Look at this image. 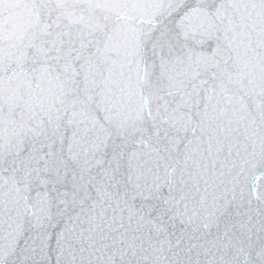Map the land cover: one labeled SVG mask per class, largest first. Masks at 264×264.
Wrapping results in <instances>:
<instances>
[{"label":"water","instance_id":"obj_1","mask_svg":"<svg viewBox=\"0 0 264 264\" xmlns=\"http://www.w3.org/2000/svg\"><path fill=\"white\" fill-rule=\"evenodd\" d=\"M0 264H264V0H0Z\"/></svg>","mask_w":264,"mask_h":264}]
</instances>
